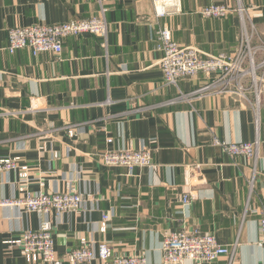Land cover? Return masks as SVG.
<instances>
[{
    "label": "crops",
    "instance_id": "1",
    "mask_svg": "<svg viewBox=\"0 0 264 264\" xmlns=\"http://www.w3.org/2000/svg\"><path fill=\"white\" fill-rule=\"evenodd\" d=\"M211 4L249 9L247 31L251 46L262 48L254 57L261 63V0H180V12L164 18L155 17L150 0H0V160L18 158L29 170L27 180L16 172L0 174V200L69 191L83 198L79 210L59 216L0 207V264H25L20 249L6 243L39 230L46 219L60 261L85 239L94 247L106 243L112 256H142L147 264H164L163 239L184 229L212 234L220 245L237 243L233 264H264V248L258 246L264 90L258 159L230 158L213 140L251 142L249 105L235 93L216 91L167 105L180 93L206 86L214 75L199 73L175 87L164 84L158 64L156 33L163 26L178 45L203 54H229L239 46L237 13L223 19L197 13ZM101 8L108 23L106 48L100 38L85 34L65 38L59 57L6 50L10 29L93 18ZM247 96L251 100L250 92ZM144 147L151 153V167L128 173L101 162L107 151ZM185 195L187 204L182 203ZM227 262L223 256L202 264Z\"/></svg>",
    "mask_w": 264,
    "mask_h": 264
},
{
    "label": "built area",
    "instance_id": "2",
    "mask_svg": "<svg viewBox=\"0 0 264 264\" xmlns=\"http://www.w3.org/2000/svg\"><path fill=\"white\" fill-rule=\"evenodd\" d=\"M156 18H164L180 12V0H150ZM260 7L264 10V0ZM248 8L238 4L235 10L221 4H211L200 8L197 12L202 18L223 19L232 11L237 13L241 22V39L239 46L229 54H203L193 47L180 46L173 41L171 31L163 26L156 33L157 49L161 54L159 67L166 85L176 87L178 82L193 78L197 74H213L214 79L206 86L198 88L188 94H179L169 100L167 105L180 101H189L209 92H232L240 96L249 105L254 115V138L248 143L228 144L213 140L214 146H219L223 152L233 157H244L255 162L258 159L260 137V97L264 90V60L256 63L254 57L259 51L251 46V37L247 31L246 17ZM106 10L101 8L97 17L75 19L53 25H40L8 30V53L27 49L32 56L48 53L59 57L62 52L63 40L70 36L93 35L102 40L106 48L108 23ZM261 72V74H260ZM248 79L247 86L244 81ZM251 93V100L247 94ZM71 126L66 127L72 132ZM108 142H110L108 140ZM151 153L145 147L142 150L107 151L101 155V162L105 167L124 168L131 173L135 168L152 166ZM195 169H198L197 167ZM28 168L19 163L18 158H3L0 160V174L16 172L21 180H27ZM255 163L252 168L249 190L252 191L256 178ZM82 196L76 192L33 194L26 193L21 197L0 200V207L24 210L27 213H37L44 216L50 214L62 215L75 212L81 208ZM188 196H183L182 203L187 204ZM107 217L103 216L102 230ZM50 220H43L37 231H25L17 240L7 242L8 246L20 249L25 264H91L99 261L101 264H147L142 256H112L106 243H99L96 247L85 239L80 240V247L71 250L63 261L54 252V242ZM258 246L264 248V207L260 212ZM237 250V243L229 246L218 244L212 234L198 230L181 229L165 237L161 244L162 261L164 264H182L186 260L196 264L213 262L220 257H226L227 264H233Z\"/></svg>",
    "mask_w": 264,
    "mask_h": 264
}]
</instances>
